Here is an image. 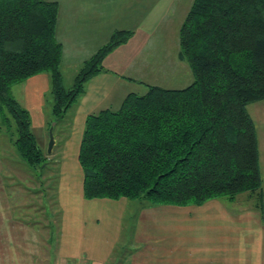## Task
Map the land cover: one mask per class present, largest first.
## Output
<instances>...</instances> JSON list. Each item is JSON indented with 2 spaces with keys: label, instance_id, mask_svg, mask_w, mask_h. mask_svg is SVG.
<instances>
[{
  "label": "trees",
  "instance_id": "trees-1",
  "mask_svg": "<svg viewBox=\"0 0 264 264\" xmlns=\"http://www.w3.org/2000/svg\"><path fill=\"white\" fill-rule=\"evenodd\" d=\"M57 17V2L0 0V113L10 115L13 145L34 172L44 171L48 158L30 112L11 89L48 73V130L51 121L54 130L64 129L67 111L101 74L105 58L134 35L115 32L67 89ZM178 38L179 59L193 75L189 86L148 85L118 109L87 116L79 151L86 200L187 207L261 193L259 140L248 106L264 101V0H194ZM258 207L264 211L263 194Z\"/></svg>",
  "mask_w": 264,
  "mask_h": 264
},
{
  "label": "crops",
  "instance_id": "crops-1",
  "mask_svg": "<svg viewBox=\"0 0 264 264\" xmlns=\"http://www.w3.org/2000/svg\"><path fill=\"white\" fill-rule=\"evenodd\" d=\"M49 2L58 4L55 35L63 50L61 71L69 65L76 70L117 31H133L134 35L105 58L103 71L87 83L65 128L54 133L55 148L46 156L59 168V221L53 207L50 216L45 215L50 219L48 224L32 217L29 219L33 221L27 223L21 214L13 218V208L22 203L23 195L16 196L17 204L12 208L5 206L6 194L0 198V264H264V211L258 207L261 194L264 196V101L248 106L259 140L261 193L187 207L151 206L126 198H84L79 151L86 118L101 110L118 109L131 94L115 92L119 82L132 80L115 74L118 53L141 54L148 35H178L181 26L176 28L175 24L180 19L182 25L186 18L182 20L180 13L186 7L189 12L194 0ZM50 84V75L43 73L17 85L18 94L14 96L30 112L37 142L46 150L49 132L45 133L48 115L44 103ZM17 184L24 190L25 185L14 177L8 184L2 182L5 191L14 188L15 194ZM40 195L42 204L43 198L49 202L44 192ZM48 226H54V239Z\"/></svg>",
  "mask_w": 264,
  "mask_h": 264
},
{
  "label": "rangeland",
  "instance_id": "rangeland-1",
  "mask_svg": "<svg viewBox=\"0 0 264 264\" xmlns=\"http://www.w3.org/2000/svg\"><path fill=\"white\" fill-rule=\"evenodd\" d=\"M186 1H188L189 3L191 2V0ZM187 12V7L181 11L180 16H182V20H184L185 16H187ZM179 20H177V23L175 24L176 28H179L181 26ZM148 37L149 38L145 42L146 44L144 46L145 50H143L141 54H126L124 51L118 53L116 59L118 61V64L116 65L117 68L115 69V74L122 75L121 77H124L123 80L126 78H132V80L130 81L126 79L125 82H119V84L115 86L116 94L118 93V95L122 94V96H124L127 92H129L131 94L143 95L147 92L148 85L158 86L164 89H183L193 82V75L188 63L183 62L179 59L180 46L178 35H148ZM79 58L81 59V57H77L78 61ZM82 67L83 64H81L75 70L72 65H69L68 67H65L63 69V84L65 88L72 89L74 87V79L80 72V69ZM18 87L19 86H14L11 89V93L13 96H17ZM119 98L120 97L116 99L119 100ZM52 99L53 97L49 92L46 95L44 103L45 116L48 115L49 106ZM75 104H73L67 111L66 119L71 116L72 109H74ZM114 108H117V105H114ZM2 115L0 113V198L2 199L6 194L7 198L4 201L5 206H9V208H12L13 206H15V204H17L16 196H19V198H21V195H23V199L21 200L22 203L17 204V207L13 208V212L15 215L11 216L13 218H16L19 214H21L24 217L23 219L26 222L28 221L27 223H29V221H33L29 219V217H32L37 218L36 220H40L42 221V223H44L45 221V224H48L50 219L46 218L45 215L47 213V216H50V214L52 213L50 209H52L53 207V212L56 214L58 218L57 220L59 221V207H57L56 204V184L58 180L59 168L56 164L53 165L51 163V159H48V167L44 171L38 170L37 172H34L21 159L13 145L10 134H14V139L16 137V134L14 132L15 126L13 123L10 127V115H5L9 120L10 128H7L8 124H5V116ZM48 122L49 121H47L45 127L46 134H48L49 131ZM257 123L260 122L258 121ZM260 127L262 126L260 125ZM58 128L59 127L57 126V128L54 130V133L58 131ZM39 132L40 131H37V134H39ZM43 148L44 155L46 156V147ZM2 175L3 181H5L6 184H8L10 179H13V177L14 180L23 183L25 185V187H23L24 190H21V185L17 184V194H15V192L12 193V190H14V188H9L5 191V188L2 185ZM41 192L45 193L44 196L48 197L47 200L49 202H47L43 198L42 204L40 198ZM9 197L11 198L9 199ZM1 207H3L2 203ZM53 225L57 230L58 225H56L55 223ZM54 226H48V229L52 231V239L55 238Z\"/></svg>",
  "mask_w": 264,
  "mask_h": 264
},
{
  "label": "water",
  "instance_id": "water-1",
  "mask_svg": "<svg viewBox=\"0 0 264 264\" xmlns=\"http://www.w3.org/2000/svg\"><path fill=\"white\" fill-rule=\"evenodd\" d=\"M55 121H53L50 129H49V141H48V147H47V153L52 154L53 149L56 145V138L54 136V128H55Z\"/></svg>",
  "mask_w": 264,
  "mask_h": 264
},
{
  "label": "built area",
  "instance_id": "built-area-1",
  "mask_svg": "<svg viewBox=\"0 0 264 264\" xmlns=\"http://www.w3.org/2000/svg\"><path fill=\"white\" fill-rule=\"evenodd\" d=\"M70 264H86V263L73 262V263H70Z\"/></svg>",
  "mask_w": 264,
  "mask_h": 264
}]
</instances>
